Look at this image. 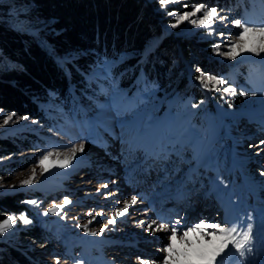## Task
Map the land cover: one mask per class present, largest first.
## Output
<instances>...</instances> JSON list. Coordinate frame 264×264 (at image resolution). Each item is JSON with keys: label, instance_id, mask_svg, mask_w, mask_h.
<instances>
[{"label": "rangeland", "instance_id": "obj_1", "mask_svg": "<svg viewBox=\"0 0 264 264\" xmlns=\"http://www.w3.org/2000/svg\"><path fill=\"white\" fill-rule=\"evenodd\" d=\"M155 2L168 21L165 30L193 45L188 46L187 55L178 51L170 57L166 81L159 86L141 75L132 89L121 90L114 83V64L110 74L103 72L101 64L89 74L93 93L85 94L83 102L72 99L69 105L44 103L46 119L42 122L14 116V122L4 125L3 119L11 113L0 111V135L35 141L27 148L18 143L15 154L0 156V199H12L19 211L5 217L24 213L33 221L28 226L17 221L10 232L0 236V242L19 245L27 264H55L57 257L60 264L77 260L84 264H139L138 257L161 264V249L170 233L146 231L145 227L151 220H163L165 216H158L170 205L174 211L167 213L165 220L182 219L181 228L201 219L224 223L226 217H239L244 226L251 222L257 239L246 264H264V176L260 175L264 171V67L253 63L259 57L230 61L216 55L212 49L215 43H222L219 35H206L186 22L171 28L173 17L161 10L159 0ZM184 3L188 8L174 4L168 9L190 11L193 4ZM227 3L214 7L229 19L256 23L264 19L261 4L254 0ZM20 26L32 31L43 27ZM216 27L225 34L224 43L239 31L231 24ZM204 63L214 75L226 77L237 87L234 104L218 102L215 92L200 87L196 68L208 73L201 67ZM241 88L249 94L241 96ZM251 91L257 95L252 96ZM193 102L199 107L191 108ZM73 143H83L84 151L77 153L78 162L74 161L67 174L52 169L40 176L37 168V182L20 185L43 151L56 147L63 152ZM103 183H108L107 189L101 188ZM109 193L112 195L105 199ZM134 195L138 203L130 208V214L119 219L114 229L109 226L103 236H86L78 227L91 218L89 213L102 211L103 216L89 225L98 230L115 208L123 207ZM65 196L73 203L65 209L64 220L43 215ZM28 200L37 201L39 207L24 203ZM141 220L145 227L137 226ZM33 227L41 232L40 237L25 236ZM92 239L96 242H90ZM0 257L6 255L0 251ZM225 264H233L232 259Z\"/></svg>", "mask_w": 264, "mask_h": 264}, {"label": "trees", "instance_id": "obj_2", "mask_svg": "<svg viewBox=\"0 0 264 264\" xmlns=\"http://www.w3.org/2000/svg\"><path fill=\"white\" fill-rule=\"evenodd\" d=\"M156 5L155 0H1L0 110L42 122L44 103L69 105L72 99L83 102L85 94L93 93L89 74L104 60L114 64V83L121 90L132 89L141 75L159 86L166 81L170 57L178 51L187 55L193 45L165 30L168 21ZM23 23L43 27L26 30ZM207 66L201 65L209 73ZM215 100L234 104L236 95L215 92ZM34 142L0 135V156L15 154L18 143L27 148ZM10 212H19L12 199H0V221ZM24 233L41 236L34 227ZM17 247L0 242L6 255L0 264H27Z\"/></svg>", "mask_w": 264, "mask_h": 264}, {"label": "snow or ice", "instance_id": "obj_3", "mask_svg": "<svg viewBox=\"0 0 264 264\" xmlns=\"http://www.w3.org/2000/svg\"><path fill=\"white\" fill-rule=\"evenodd\" d=\"M261 4V16L264 17V0H254ZM183 4L185 8L188 5L184 3V0H159L161 10L167 12V15L173 17L174 22L170 24V27L175 29L182 23H187L195 28L203 29L206 35H219L222 38V43H215L212 51L221 57H225L230 61H236L238 57L250 60L252 56L259 57L257 61L253 63L260 64L264 67V19L261 22L256 23L249 19L237 18L229 19L227 15L222 14V10L217 7H210L206 4H193L190 11H184L183 13L177 11H170L169 5ZM219 24H231L239 31L232 34L231 39H227L224 43V33L218 32L217 25ZM233 39L235 42H233ZM226 48V50H222ZM250 54V55H246ZM102 69L105 74H110L111 63L107 60L102 62ZM196 72L199 73L195 77V80L199 82L201 88L207 92H222L224 94L235 95L237 93V87L230 83L226 77L217 76L210 73L203 72L199 67L196 68ZM107 78V77H105ZM223 86V87H222ZM148 85H145V89ZM264 91V89H262ZM241 96L249 94L245 89L241 88L239 91ZM252 96L257 95L256 91H251ZM204 101H200L203 104ZM199 105L191 103V108H198ZM2 111V110H0ZM15 113L8 115L3 119V124L8 125L9 122H14L13 117ZM19 119H28V117H19ZM36 123V121H33ZM261 145H264V141H261ZM84 151L83 143H73L70 147H66V150L61 152L56 147L52 150H45L36 161L34 167L31 169V174L26 179L20 181L21 186H32L37 182V171L39 168L40 176H44L52 169L64 170L63 174H67V170L74 166V161H77V153ZM62 157V158H61ZM264 176V171L260 173ZM223 183V181H221ZM101 188L107 189L108 183H103ZM100 189H97L99 192ZM112 193L105 196L108 199ZM26 204H30L39 207L38 202L35 200L24 201ZM73 203L67 196L64 197L62 203H53L43 215L47 216L53 214L59 217L60 220H64L67 216L65 209ZM138 203V197L132 196L130 200H125L123 207H117L112 212L106 223H101V227L98 230H92L89 228L97 217L103 216V212H97L95 215H90V219L87 223L80 224L78 227L83 229L86 236L99 238L103 236L105 231L110 230L109 226L114 229L119 219L129 215L130 208ZM247 218L250 221L251 215L247 214ZM17 221L21 222L24 226L32 224V220L29 219L24 213L20 215H7L2 221H0V236H4L6 233L12 230ZM182 219L170 220H151L145 227V221L138 222L139 227H145L146 231L156 232L162 231L170 233L167 236L168 243L161 249L164 253L161 264H225V261L229 258L232 259L233 264H246V257L254 251V242L257 237L254 234L253 224L251 222L244 226L240 218L229 220L227 217L224 223L208 222L201 219L199 222L190 226L181 228ZM139 264H156V261L139 258ZM55 264H60V258H55ZM75 264H84L83 260L75 261Z\"/></svg>", "mask_w": 264, "mask_h": 264}, {"label": "bare ground", "instance_id": "obj_4", "mask_svg": "<svg viewBox=\"0 0 264 264\" xmlns=\"http://www.w3.org/2000/svg\"><path fill=\"white\" fill-rule=\"evenodd\" d=\"M72 169H73V168H70L69 171L72 170ZM69 171H67V172H69ZM221 195H222V200H224L225 197H226V196H224V192L221 191ZM181 198H182V197H178L179 200H180ZM177 201H178V200H175L174 202L177 203ZM174 202H173V203H174ZM173 203H172V204H173ZM179 205H180V203H179L177 206H179ZM170 206H172V205H170ZM170 206H169L168 208H166V210H165L163 213L159 214L158 217L160 218V217L165 216V217L161 218V219L165 220L166 217L168 216L167 213H171V212L174 211V208H173V207H170ZM90 242H93V243H94V242H96V240L92 239V240H90Z\"/></svg>", "mask_w": 264, "mask_h": 264}]
</instances>
